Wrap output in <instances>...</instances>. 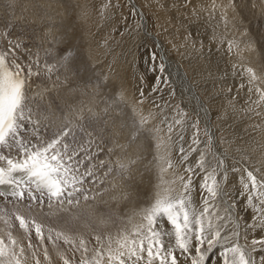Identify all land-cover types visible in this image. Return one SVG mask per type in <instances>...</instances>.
Wrapping results in <instances>:
<instances>
[{"label": "snow or ice", "instance_id": "snow-or-ice-1", "mask_svg": "<svg viewBox=\"0 0 264 264\" xmlns=\"http://www.w3.org/2000/svg\"><path fill=\"white\" fill-rule=\"evenodd\" d=\"M15 4L16 0H7L5 7ZM171 7L178 11L188 9L189 24H195L204 14L209 21L219 14L225 29L234 21L227 11L234 7L231 3L225 6L216 0L207 4L196 0L193 4L192 0H185L180 4L173 0ZM113 8H119V4H103L102 15L111 19ZM132 12L136 14L135 5ZM89 14L88 6H83L80 18L86 19ZM15 28L14 22L0 17V38L7 44L0 48V186H4L0 189V264H209L217 253L219 264H264V173L244 164L240 168L229 166V158L235 159L231 141L221 136L220 146L217 145L208 120L210 110L217 98L231 96L233 89L224 87L229 73H222L218 64L213 65L212 53L205 55L202 40L190 32L184 38V47L194 63L190 68L192 75L185 73L179 79L186 86L189 103L195 102L191 111L182 102L171 104L176 96L171 65L154 48L145 46V71L138 79L146 85V75L150 74V93L168 91L170 99L163 104L153 100L156 111L149 110L147 114L142 108H134L129 117L121 107L122 77L115 72L103 80L84 77L82 88H71L72 79L85 69L74 65L69 51L60 53L59 46L65 38L45 33L51 46L43 50L41 64L39 49L33 53L27 47L29 34L16 33ZM141 32L146 33V27L137 22L120 35L135 38ZM211 41L227 44V51L237 58L230 75L245 80L238 86L237 94L226 99L218 118H226L229 111L240 118L264 117V72L258 74L245 63L244 54L256 51L252 43L225 40L219 22L213 27ZM258 57L264 60V48ZM61 71L64 79L57 75L53 87L62 84L72 92L91 89V95L100 97L104 108L99 112L89 108L88 115H78L76 123L66 116L53 119L51 102L44 104L49 90L33 91L41 87L33 80H51ZM245 86L248 99L238 106ZM145 98L141 87L137 104L142 105ZM189 129L191 145L195 147L190 146L187 151L183 146L178 148L179 164L184 167L183 173L177 175L172 149L177 140H185L184 132ZM254 129L264 131V121ZM121 133L126 134L123 144ZM141 137H151L155 155L146 170L154 167L158 182L139 208L123 214L105 211V206L110 208L112 203L119 206L118 199L138 202L132 199L133 193L128 191L132 185L128 182L134 178L133 166L143 159L146 144L137 145L135 158L126 153ZM101 143L110 146L104 149ZM105 150L109 159L98 160ZM193 152H199L194 167L186 163ZM117 153L113 164L111 157ZM169 173L171 180L165 178ZM230 175L237 179L231 188ZM197 178L199 202L193 199ZM118 190L119 198L113 195L109 200L103 199ZM134 217L139 220L134 222Z\"/></svg>", "mask_w": 264, "mask_h": 264}, {"label": "rangeland", "instance_id": "rangeland-1", "mask_svg": "<svg viewBox=\"0 0 264 264\" xmlns=\"http://www.w3.org/2000/svg\"><path fill=\"white\" fill-rule=\"evenodd\" d=\"M134 1L136 2V4H138L141 7L142 12L146 17L147 30L152 33H155V35L158 37L159 40H161L162 44L164 45V49L166 51L167 56H169L170 59L172 58L171 60H173V62H175L180 68L182 67L181 70L188 72L190 76L192 75L190 72L191 64L194 63V61L191 59V57L189 58L188 50H186V48L184 47L185 44L184 38L189 34V32L192 33V36L194 38L202 40L203 43L207 41V43H204L205 44L204 51L206 53L205 55H207V53L211 51L212 53L211 60L215 63V64L213 63L214 66L217 64L218 65L221 64L224 66L225 65L231 66L232 63L236 62L237 58L235 56H232L233 54L231 55L230 53L229 54L227 53L228 52L227 47H224L226 48L225 50L222 48V51H214L210 49L211 47L209 46L211 44H213L214 46L215 42L214 41L210 42L209 40L210 38L205 33L202 34V28H200L201 26L199 23L200 21L196 22L197 25L196 24L193 25L194 28L189 27L188 26L189 21L187 17H184L186 15V10L188 9L180 8L178 11L176 8H172L171 5L173 3V0H167L166 2H168L167 3L168 5H165L166 4L165 0L164 1L160 0L159 2L161 3L162 1L163 3V7L162 8L160 7L161 9L157 5L158 4L157 0L156 2L154 0L152 1L134 0ZM195 1L196 0L194 1L192 0V3L195 4L196 3ZM240 1L243 2V0ZM6 2L7 0H0V17H4V19L6 20L14 22L16 24V28H15L16 33L29 34L27 38L29 39L30 44L29 45L27 44V47L33 50L34 53L37 52L39 48L41 64L44 63L43 50L51 46L48 43V37L45 35V33L50 32L54 36H63L65 38V42L59 46L60 53L64 54L65 51H69L71 58L74 61V65L78 68L83 67L85 69V71L80 76H76L72 79L70 85L71 88H76L77 86H80L82 88L83 87L82 79L84 77L100 78L101 80H103L104 77L106 76L113 77V72H115L117 75L121 76L123 80L124 100L121 107L129 117L133 115L134 108L137 109L142 108L144 114H147L149 110L156 111V109L153 107V103H152L153 100H155L158 104H163L164 100L170 99L168 95V91L156 93L155 95H152L150 93V86L153 83V77L150 74L146 75V80H147L146 85H142L140 80L138 79L139 74L145 71V57L148 55L145 46L154 48L159 56L160 53L157 49V46H155L156 43L151 39H145L144 37H141L140 33L135 38L130 37L127 34L124 35L123 37L120 35V33L126 32L128 29L134 28L137 22L140 23L139 15L137 13L133 14L131 3H129L128 0H16V4L14 5V7L7 9L5 7ZM109 2L111 4H117V3L119 4V8L111 9V12L113 13L111 19L106 18L104 15H102L101 12L102 5ZM183 2L185 3V0H179L180 4H184ZM85 5H87L88 8L90 9V14L86 19H82L80 18V11L81 8ZM154 7L158 9H154ZM250 11L252 12L253 8L252 10L249 8L248 13H250L251 17H254V19L252 20V18H248V20H245L243 23L250 24L249 27L251 26L250 28L253 29L254 33L252 36H254L255 38H250V39L252 40L253 43L252 46L254 49H256V51L252 53H247L248 55L246 53L244 54L246 58L245 63L248 66L253 67L254 70H256L259 74L261 72H264V67L261 66L264 65V60H261L258 57V52L260 51L261 48H264V8H261L260 10L257 9L252 13ZM157 12L160 13L157 14ZM182 12H184L185 14ZM179 13H181V15ZM158 16H162V17H158ZM182 25L184 26L182 27ZM195 25L198 26V28ZM202 36L203 37L205 36L207 38L205 37L203 38ZM235 39L241 40L239 38H235ZM243 39L247 42L249 38L246 39L243 38ZM154 40L156 41L155 38ZM0 41H1L0 48L7 47L6 40L4 38H1ZM225 53L228 54L229 57H227ZM223 57L226 58V61L228 60L227 62H229V64L225 62V59ZM186 58L188 59V61L186 60ZM25 59L27 60L28 57L25 56L24 60ZM221 59L223 62L221 61ZM216 60L219 63H217ZM48 62L52 63L53 61L49 60ZM221 65H219V68L221 67ZM57 75H59L60 80L64 79V73L63 71H61L59 73L54 74L51 77V80L43 79V82L41 81L40 84L41 85L40 91L43 89L49 90L44 97L45 98L44 104L45 106H47L48 103L51 102V111H52L53 119L57 117L62 118L66 116L73 123H76L78 115H84V116L88 115L89 108H91L95 112H99L102 108H104V104H101L99 102L100 97L98 96L93 97L91 95V89H88L86 91L72 92L70 91L69 87H66L62 84L59 86V88L53 87V82L56 81ZM178 86L179 85L176 83V80L173 77L172 87L175 88L176 90V96L175 98L171 99V104L175 105L178 102H182V106L187 111H191L193 105H190L187 102L180 86L179 87ZM141 87L144 88L146 98L142 105H138L137 102L140 100ZM160 87L163 88L164 86L161 85ZM224 87H228V86L224 85ZM232 89L233 91L236 90L235 92H237L238 89L237 84H234L232 86ZM160 96H163L164 99L160 100ZM231 96H228L227 98ZM165 111H167V109H165ZM210 113H211L210 116L212 122L215 121L214 123L219 124L220 119L218 117L220 113L217 110L216 104L212 103ZM152 123H156V121ZM152 123L148 125L149 128L152 127ZM216 125L217 124H214V126ZM200 127L201 129H203L204 124L202 123ZM216 128L218 129L220 128V126L217 125L215 129ZM217 129H216L217 145L220 146V138L221 136H223V133L221 129L218 130ZM125 135L126 134L124 133L120 134V142L122 141L121 144L125 142ZM184 135H185V140L183 142L177 140L178 146L176 145V147L172 149L173 152L172 156H174L172 158L173 161L176 162L177 164V169H176L177 175L183 173V167H184L181 164L178 165L179 160H176V158L179 157L178 148L180 146H183L184 148L186 147L185 149L187 151L190 146L195 147L194 145H191L192 131L190 129L186 130L184 132ZM136 144L137 145L146 144V150H144L142 153L143 159L139 160L138 163L135 166H133L134 178L133 180L128 182L129 184L132 185V187L129 188L128 190L132 192L133 190H135V192L137 190L143 191L142 193L144 194L142 195L144 200L145 197H147L148 194L153 191L152 184L154 185L158 182L157 170L154 167L152 168L151 171L146 170L147 166L149 165V161L153 160V156L155 155V149H154V145L152 144L151 137H148L147 140H145V137H141V139L137 141ZM136 144H133L128 148L127 150L128 154L126 153V155L129 156L133 155L131 156L132 158L136 157L137 155ZM108 146L110 145H103L101 143V147L104 149H106ZM224 146L226 147L227 145ZM231 149L233 148L231 147ZM94 151H96V149H94ZM250 153L246 154L247 155L246 157L245 154L243 155L240 152L233 151L232 156L235 157V159L229 158V160L226 163L229 166L237 167V168H240L241 164L249 165L250 168L251 166L253 168L255 164V167L259 168L261 166V168H259L260 172L264 173V163L256 160L253 161L254 159L260 160V157L262 160H264L261 156V153L257 154L253 151ZM116 155H113L111 157V162L113 164L116 162L119 153H117ZM250 155H252V157H250ZM99 157H102L106 160L109 159L106 150ZM198 157H199V152L190 153L188 157L189 158L188 161L190 162L187 161L186 162L187 165L194 167L196 165ZM238 160L241 161V164L236 163V161ZM250 160H252L253 165L249 164ZM257 163L259 166L257 165ZM234 177L235 176L230 175L229 188L237 184V181L235 179L236 177L235 178ZM165 178L171 180L173 176L171 175V173H169ZM118 182L119 181H116V183L119 185ZM194 183H195V188L193 191V199L199 202L200 200L199 178H197ZM106 196L107 194L103 196L104 200L107 199ZM0 203H3V199H0ZM91 203L95 204L98 203V201ZM107 207L108 206H105V210L107 209ZM250 214L251 213H249V218L251 216ZM17 226H18V222H17ZM81 231H85V230L81 228ZM256 235L259 236L260 233H256ZM251 238L252 237L250 236L249 239ZM217 257L218 255H215V257L212 258L209 264H219V260Z\"/></svg>", "mask_w": 264, "mask_h": 264}, {"label": "bare ground", "instance_id": "bare-ground-1", "mask_svg": "<svg viewBox=\"0 0 264 264\" xmlns=\"http://www.w3.org/2000/svg\"><path fill=\"white\" fill-rule=\"evenodd\" d=\"M129 3H131V6L135 5V8H136V13L139 15V18H140V23L142 25H144L146 27V33L145 32H141L140 35L141 37H144L145 39H151L152 41H154L156 43L155 46H157V49L160 53V56H163L165 58V62L170 64L171 65V70L173 71V77L174 79L176 80V83L180 86L187 102L189 103L188 99H187V96H188V93L184 90L186 88V86H182L181 85V81L179 79V77L181 76H184L185 73L188 74V76L190 77V74L184 70H181L182 67L180 68L175 62H173V60H171L169 58V56H167L166 54V51L164 49V45L162 44L161 40L158 39V37L155 35V33H152L150 31L147 30V20H146V17L144 16L143 12H142V9L141 7L136 4V2L134 0H128ZM152 1V0H150ZM156 2V0H154ZM160 1V0H159ZM164 1V0H163ZM167 0H165V5H168L166 2ZM194 1V0H193ZM146 2V1H145ZM196 2V1H195ZM210 0H204V3L207 4L209 3ZM217 4H222V5H225L227 6L229 3L233 4L234 7L232 8H227V11H228V15H229V19L231 20L233 17H234V21L229 23L227 25V29H225V25H224V22L223 21H220L219 20V14H217V16L215 18H213L212 20H208V17H207V14H204L202 16V18L199 20L200 22V28H202V34L205 33L209 38L211 37L212 35V31H213V27L217 24V22H219V31L222 32L224 34V37H225V40H228L229 38L230 39H233V38H239L241 40H244L243 38H249L248 40L252 43V40L250 38H255L253 35V29H251L249 27L250 24H247V23H243L245 20H248V18H252V20L254 19V17H251V14L248 13L249 12V8L252 10L253 8V11H256L257 9H261V8H264V0H243V2H241L240 0H216ZM153 3V2H152ZM162 3V1H161ZM170 3V2H169ZM184 3V2H183ZM155 4V3H154ZM130 5V4H129ZM151 5V4H150ZM158 5V4H157ZM155 6V5H154ZM167 7V6H165ZM149 8H152V7H149ZM160 8V7H159ZM162 8V7H161ZM160 8V9H161ZM154 9H158L156 7H154ZM153 9V10H154ZM169 9V8H168ZM171 9V8H170ZM248 9V10H247ZM59 10V9H58ZM163 10V9H162ZM161 10V11H162ZM159 11V10H158ZM155 12V11H154ZM163 12V11H162ZM185 12V11H184ZM182 12V13H184ZM251 12V11H250ZM251 12V13H252ZM160 13V12H157V14ZM188 13V10H186V15L184 17H187L188 21H189V17L187 15ZM181 15V13H179ZM185 14V13H184ZM259 14V13H257ZM143 16V19L141 20V17L140 16ZM160 15V14H159ZM163 16V15H162ZM162 16H158V17H162ZM183 16V15H182ZM183 17V18H184ZM164 18V17H163ZM161 19V18H160ZM186 19V18H185ZM207 21V22H206ZM181 22V21H180ZM198 22V21H197ZM252 22V21H251ZM257 23V22H256ZM196 24V23H195ZM252 24V23H251ZM178 25V24H177ZM192 25V26H191ZM188 26L189 27H193L194 24H191ZM197 25V24H196ZM195 25V26H196ZM255 25V24H254ZM199 26V24H198ZM198 26H196L198 28ZM253 26V25H252ZM182 28V27H181ZM188 28V27H187ZM194 28V27H193ZM192 28V29H193ZM200 31V30H199ZM198 34V33H197ZM203 37V36H202ZM205 37V36H204ZM203 37V38H204ZM143 38V39H144ZM154 38L156 39V41L154 40ZM202 38V39H203ZM207 38V37H205ZM1 39V38H0ZM210 40V39H209ZM247 40V42H248ZM206 41V40H205ZM245 41V40H244ZM1 42V41H0ZM212 42V41H211ZM215 42V45L213 46V44H211L209 47H211L210 49L214 50V51H222V48L225 50L226 48L224 47H227V44L224 43L222 45L218 44L216 41ZM246 42V41H245ZM39 43V42H38ZM204 43H207L204 42ZM30 43H28L29 45ZM220 46H218V45ZM253 44V43H252ZM205 45V44H204ZM7 46V45H6ZM38 46V44H37ZM208 46V45H207ZM30 47V46H29ZM38 48V47H37ZM39 49V48H38ZM205 50V49H204ZM209 50V49H208ZM33 52V50H32ZM177 52V51H176ZM227 52V51H226ZM34 53V52H33ZM220 53V52H219ZM229 54V52H227ZM206 54V53H205ZM226 54V53H225ZM227 55V57H229ZM247 54V53H246ZM219 55V54H218ZM221 55H222V52H221ZM220 55V57H221ZM232 55V54H231ZM248 55V54H247ZM232 56H235V55H232ZM42 57V56H41ZM218 57V56H217ZM219 57V58H220ZM225 57V56H224ZM223 57V58H224ZM236 57V56H235ZM235 57H232V58H235ZM190 58V56H189ZM254 58V57H253ZM225 59V62L226 61V58ZM230 59V58H229ZM248 59V58H247ZM26 60V59H25ZM42 60V59H41ZM186 60L188 61V59L186 58ZM190 61V60H189ZM220 61V60H219ZM222 61V59H221ZM230 61V60H229ZM232 61V60H231ZM246 61V60H245ZM186 62V61H185ZM213 62V61H212ZM217 62V60H216ZM223 62V61H222ZM187 63V62H186ZM214 63V62H213ZM219 63V62H217ZM229 64V62H227ZM225 63V64H227ZM235 63V62H234ZM189 64V62H188ZM215 64V63H214ZM213 64V65H214ZM231 64V63H230ZM233 64V63H232ZM221 65V64H219ZM187 68V67H186ZM257 68V67H256ZM188 69V68H187ZM220 70L221 72H228L229 75L227 77V79L224 81V85H227V86H233L234 84H237V87L242 84V83H245V80L243 79H240L239 77H232L230 75L232 69H231V66L228 65V66H224V65H221L220 67ZM122 71V70H121ZM191 72V71H190ZM121 77V76H120ZM43 79L42 78L41 80H33L34 84H41V81L43 82ZM178 86V87H179ZM127 88V87H126ZM124 89V88H123ZM33 91L35 92H39L40 91V87L39 88H35L33 89ZM236 91V90H235ZM233 91V93L231 94L232 96H235L237 94V92ZM185 92V93H184ZM235 92V93H234ZM247 87L245 86V88L243 90L240 91V101H239V105L238 106H243L245 104V101L248 99V96H247ZM31 94V93H30ZM227 98V97H226ZM226 98L225 96H221L220 98H218L217 100H215L213 103L216 104V107H217V110L219 111V113L221 114L223 111H224V106H225V103H226ZM255 98V97H253ZM227 99H231V97L227 98ZM45 100V98H44ZM136 104V102H135ZM134 104V105H135ZM190 104V103H189ZM195 102L193 101L192 104L190 105H193L194 106ZM137 107V106H136ZM150 109V108H149ZM216 109V108H215ZM211 114V113H210ZM209 114V122L212 126V130L215 132V138H216V142H217V131L215 129V127L217 125L220 126V128L218 129H221L222 130V133H223V137H225L228 141H231V147L234 149H231V151H235V152H240L242 153L243 155L245 154H248L250 152H255V153H261V156L262 158L264 159V131H261L259 129H254V126L257 125V124H261L262 121H264V117H257L255 115H251V116H243V118H240V117H237V116H234L231 111L228 112V115L226 118L224 119H220V122L219 124L218 123H214L215 121L212 122V119H211V116ZM220 116V115H219ZM217 124L216 126H214V124ZM217 129V130H218ZM188 135V134H187ZM185 136V135H184ZM139 141V140H138ZM122 142V141H121ZM120 142V143H121ZM137 143V142H136ZM187 143V142H186ZM185 143V145H186ZM137 145V144H136ZM140 145V144H138ZM184 145V146H185ZM177 146H178V143H177ZM186 148V147H185ZM237 149H239V151H237ZM131 150V149H130ZM136 150H137V147H136ZM135 150V152H136ZM186 150V149H185ZM232 151V152H233ZM175 152V151H174ZM128 154V153H127ZM132 154V153H131ZM134 154V152H133ZM176 154V153H175ZM251 154V153H250ZM253 154V153H252ZM102 155V154H101ZM100 155V156H101ZM172 155H173V152H172ZM236 155V153H235ZM241 155V156H243ZM260 155V154H259ZM117 156V155H116ZM130 156H133V155H130ZM177 156H178V153H177ZM255 156V154H254ZM174 157V156H172ZM238 157V156H237ZM247 157V155H246ZM250 157H252V155H250ZM239 158V157H238ZM237 158V159H238ZM242 158V157H241ZM173 159V158H172ZM189 159V158H188ZM191 159V158H190ZM249 159V157H248ZM98 160H106L102 157H99ZM176 160H178V158H176ZM192 160V159H191ZM261 161L264 163V160L261 159L260 157V160H257V159H254L253 161ZM107 161V160H106ZM114 161V160H113ZM248 161V160H247ZM190 162V161H188ZM247 163V162H246ZM190 164V163H189ZM241 164V163H240ZM250 165H253L252 164V160H250ZM141 165V164H140ZM179 165V163H178ZM258 165V163H257ZM261 165V164H260ZM263 165V164H262ZM184 166V165H183ZM247 167L250 168L249 165H245ZM259 166V165H258ZM254 167H255V164H254ZM142 168V167H141ZM180 168V167H179ZM252 168V166H251ZM250 168V169H251ZM261 168V166L259 167ZM146 169V167H145ZM137 170V169H136ZM156 171V170H155ZM138 174V173H137ZM235 178V177H234ZM111 179V178H110ZM167 179V178H166ZM173 179V178H171ZM236 179V178H235ZM119 181V180H117ZM155 181V180H154ZM235 181V180H234ZM237 181V179H236ZM140 182V181H139ZM119 183V182H118ZM140 184V183H139ZM118 185V184H117ZM141 185V184H140ZM150 185V184H149ZM137 186V185H136ZM179 185H176V187H178ZM134 187V186H133ZM152 187H153V184H152ZM136 188V187H135ZM141 188V187H140ZM146 188V187H145ZM133 189V188H132ZM137 190V189H136ZM144 190V189H143ZM130 191V190H128ZM132 192V191H130ZM143 191H140V190H137L135 192V190H133V197L132 199H137L138 202L133 204L131 201L127 202V203H124L122 201H119L118 199V204L119 206L117 205V203H112L110 205V208L109 206L107 207V209L105 211H110V210H116L118 213L120 214H123L125 211H129L133 208H139L141 206V202H143V195L144 193H142ZM145 192V191H144ZM147 192H148V189H147ZM146 194V193H145ZM113 195H116L118 196L119 198V190L117 192H110L107 194V199L106 200H109L111 196ZM105 196V195H104ZM145 196V195H144ZM105 197V198H106ZM251 215V214H250ZM139 220V217H134V222H137ZM218 255V254H216ZM213 257H215V255H213ZM212 257V258H213Z\"/></svg>", "mask_w": 264, "mask_h": 264}]
</instances>
